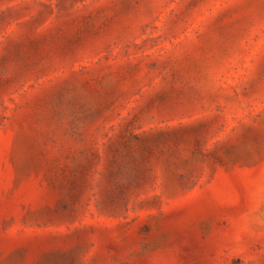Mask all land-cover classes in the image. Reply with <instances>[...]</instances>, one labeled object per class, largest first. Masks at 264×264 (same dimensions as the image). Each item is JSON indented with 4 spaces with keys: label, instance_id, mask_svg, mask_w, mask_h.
<instances>
[{
    "label": "rangeland",
    "instance_id": "374dc122",
    "mask_svg": "<svg viewBox=\"0 0 264 264\" xmlns=\"http://www.w3.org/2000/svg\"><path fill=\"white\" fill-rule=\"evenodd\" d=\"M0 264H264V0H0Z\"/></svg>",
    "mask_w": 264,
    "mask_h": 264
}]
</instances>
